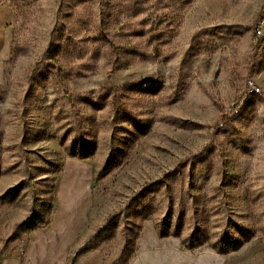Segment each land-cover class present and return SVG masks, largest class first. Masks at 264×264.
<instances>
[{
    "label": "rangeland",
    "instance_id": "obj_1",
    "mask_svg": "<svg viewBox=\"0 0 264 264\" xmlns=\"http://www.w3.org/2000/svg\"><path fill=\"white\" fill-rule=\"evenodd\" d=\"M0 7L8 13L0 31V194L28 175L33 189L0 204V240L33 193L52 191L59 212L73 168L83 172L87 219L70 248L113 215L91 250L94 264H107L135 232L128 264H264V0ZM60 141L91 155L71 157ZM107 156L112 167L93 180ZM167 216L168 236L160 237L156 225ZM237 227L252 237L226 254L181 242L193 228L212 241ZM16 241L7 251L20 255L25 243Z\"/></svg>",
    "mask_w": 264,
    "mask_h": 264
},
{
    "label": "trees",
    "instance_id": "obj_2",
    "mask_svg": "<svg viewBox=\"0 0 264 264\" xmlns=\"http://www.w3.org/2000/svg\"><path fill=\"white\" fill-rule=\"evenodd\" d=\"M103 37L106 38V34L102 33ZM55 41L50 40L46 49V53L51 55L55 50ZM262 69H264V62L262 63ZM230 120L229 115H224L222 117V123L226 124ZM60 144L63 145V142L60 141ZM67 150V154L71 157L77 156L82 159L89 157L91 155L90 151L86 146H82V150H78V145L73 142L72 146L63 145ZM113 161L110 156H107L103 163L94 170L93 180L101 179L112 167ZM33 191L32 184L30 181L29 175L25 178H22L15 185L11 186L3 193L0 194V204L17 201L19 197L25 191ZM42 196L37 194H32L30 197V202L26 212L17 219L11 226V229L8 235L1 239L0 241V256L10 255V252L7 251L9 243H12L22 237L24 234H29L30 232L38 229H43L47 227L50 223V215L53 211V193L52 191L42 192ZM113 220V215L108 214L104 217L102 222L96 225L92 233H90L79 245L70 248L67 252V257L63 264H75L79 256L91 251L96 247V244L99 240V237L103 234L105 229L108 228ZM170 217L162 219L159 224H157V235L160 237L168 236V226ZM237 234V235H236ZM236 234H232L229 230H223L219 235H215L213 240H208L203 232L199 228H193L191 233L182 238L181 242L184 248L191 250L197 247L203 246L205 243L212 248L218 254H226L231 251L237 250L243 243L247 242L252 234L250 231L245 228H238ZM264 235V229L262 231ZM137 235V232L134 233L132 238L124 235L120 245L117 248L115 255L108 261L107 264H128L132 254L134 252V237ZM19 258L22 256L17 255Z\"/></svg>",
    "mask_w": 264,
    "mask_h": 264
},
{
    "label": "crops",
    "instance_id": "obj_3",
    "mask_svg": "<svg viewBox=\"0 0 264 264\" xmlns=\"http://www.w3.org/2000/svg\"><path fill=\"white\" fill-rule=\"evenodd\" d=\"M8 23V13L5 7H0V31ZM69 168V167H68ZM73 170V171H72ZM74 169H67L63 179V208L56 212L54 209L50 215V223L43 229H38L24 234L21 240L25 243L22 256L19 258L14 253L0 256V264H63L65 262L69 248L81 237L87 219V209L84 206L85 194L81 188L83 172H75ZM72 188L73 201L68 199L66 191ZM79 189V192L77 190ZM70 203H66L65 199ZM17 241L12 244L17 245ZM97 251H91L86 258L78 259L90 260L94 264L98 260ZM81 263V264H82Z\"/></svg>",
    "mask_w": 264,
    "mask_h": 264
},
{
    "label": "bare ground",
    "instance_id": "obj_4",
    "mask_svg": "<svg viewBox=\"0 0 264 264\" xmlns=\"http://www.w3.org/2000/svg\"><path fill=\"white\" fill-rule=\"evenodd\" d=\"M71 169H73V168H71ZM80 170H81V169H80ZM72 171H73V170H72ZM76 171H77V170H76ZM76 171H75V172H76ZM77 172H80V171H77ZM80 173H82V172H80ZM73 191H74V190L72 189V190L69 192V194H68V195H69V196H68V199H69V200H72V201H73V195H74V194H73Z\"/></svg>",
    "mask_w": 264,
    "mask_h": 264
},
{
    "label": "built area",
    "instance_id": "obj_5",
    "mask_svg": "<svg viewBox=\"0 0 264 264\" xmlns=\"http://www.w3.org/2000/svg\"><path fill=\"white\" fill-rule=\"evenodd\" d=\"M253 29H254V32L256 34H260L261 33V27L260 26L256 25Z\"/></svg>",
    "mask_w": 264,
    "mask_h": 264
}]
</instances>
